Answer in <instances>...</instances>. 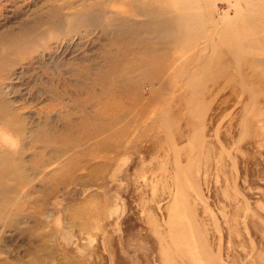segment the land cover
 Wrapping results in <instances>:
<instances>
[{
	"label": "rangeland",
	"instance_id": "obj_1",
	"mask_svg": "<svg viewBox=\"0 0 264 264\" xmlns=\"http://www.w3.org/2000/svg\"><path fill=\"white\" fill-rule=\"evenodd\" d=\"M0 98V264H264V0H0Z\"/></svg>",
	"mask_w": 264,
	"mask_h": 264
},
{
	"label": "bare ground",
	"instance_id": "obj_2",
	"mask_svg": "<svg viewBox=\"0 0 264 264\" xmlns=\"http://www.w3.org/2000/svg\"><path fill=\"white\" fill-rule=\"evenodd\" d=\"M5 108L6 109H9L10 108V106H9V104L8 103H6V101L4 100V99H1L0 98V112H2V111H5ZM10 112V111H9ZM1 115H3V114H1ZM11 121H12V119L10 120V123H11ZM18 129L19 130H21L22 129V127H20V126H18ZM43 136V135H42ZM46 136V137H45ZM39 139V138H38ZM41 139V138H40ZM39 139V140H40ZM50 140V138L49 137H47V135H44L43 137H42V142H46L47 140ZM63 142H66V143H69V144H71L73 141H69V140H66V139H64V141ZM71 147H74V146H72V144L70 145ZM61 156V154L59 155V154H56L55 155V157H60ZM32 159V158H31ZM22 171V173H23V170H21Z\"/></svg>",
	"mask_w": 264,
	"mask_h": 264
}]
</instances>
